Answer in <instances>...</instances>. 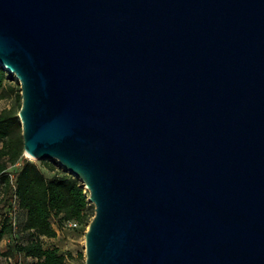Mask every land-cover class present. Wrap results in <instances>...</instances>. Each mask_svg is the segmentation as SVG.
Here are the masks:
<instances>
[{
    "label": "water",
    "instance_id": "water-1",
    "mask_svg": "<svg viewBox=\"0 0 264 264\" xmlns=\"http://www.w3.org/2000/svg\"><path fill=\"white\" fill-rule=\"evenodd\" d=\"M0 63L86 264H264V0H0Z\"/></svg>",
    "mask_w": 264,
    "mask_h": 264
},
{
    "label": "trees",
    "instance_id": "trees-1",
    "mask_svg": "<svg viewBox=\"0 0 264 264\" xmlns=\"http://www.w3.org/2000/svg\"><path fill=\"white\" fill-rule=\"evenodd\" d=\"M6 98L16 102L0 113V245L7 235L14 242L3 254L17 264H74L73 251L46 246L44 239L57 237L69 221L82 230L91 223L90 190L57 159L25 155L21 84L0 63V101Z\"/></svg>",
    "mask_w": 264,
    "mask_h": 264
},
{
    "label": "rangeland",
    "instance_id": "rangeland-1",
    "mask_svg": "<svg viewBox=\"0 0 264 264\" xmlns=\"http://www.w3.org/2000/svg\"><path fill=\"white\" fill-rule=\"evenodd\" d=\"M17 77V76H16ZM21 84V82H20ZM16 102L15 98H6L0 101V113L5 109L11 107ZM27 156V154L25 153ZM31 159L33 157L28 156ZM37 160V159H36ZM52 174V172H50ZM86 187V186H85ZM88 188L86 187V191ZM90 224L85 227L84 230L80 228H73L70 226H65L64 228H58L59 234L55 238L44 239L46 246H58L62 250L73 251L76 256L73 259L74 264H86L87 259V238L86 233ZM14 242V237L12 235H7L0 245V264H17L15 258H9L3 253L8 251L12 243ZM83 253V256H80ZM29 261V260H28ZM23 264H26L23 262Z\"/></svg>",
    "mask_w": 264,
    "mask_h": 264
},
{
    "label": "built area",
    "instance_id": "built-area-1",
    "mask_svg": "<svg viewBox=\"0 0 264 264\" xmlns=\"http://www.w3.org/2000/svg\"><path fill=\"white\" fill-rule=\"evenodd\" d=\"M67 226H70V227H73V228H76L78 227V223L76 221H69V223L67 224Z\"/></svg>",
    "mask_w": 264,
    "mask_h": 264
}]
</instances>
